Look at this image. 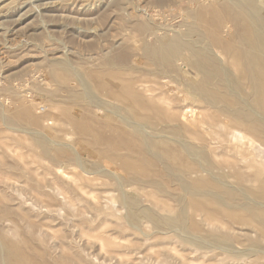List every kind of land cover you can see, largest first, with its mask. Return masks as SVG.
<instances>
[{
  "label": "rangeland",
  "instance_id": "obj_1",
  "mask_svg": "<svg viewBox=\"0 0 264 264\" xmlns=\"http://www.w3.org/2000/svg\"><path fill=\"white\" fill-rule=\"evenodd\" d=\"M223 3L0 0V264H264V152L199 90H252L210 41Z\"/></svg>",
  "mask_w": 264,
  "mask_h": 264
},
{
  "label": "bare ground",
  "instance_id": "obj_2",
  "mask_svg": "<svg viewBox=\"0 0 264 264\" xmlns=\"http://www.w3.org/2000/svg\"><path fill=\"white\" fill-rule=\"evenodd\" d=\"M200 4V3H199ZM225 9L227 10V13L224 11V13L214 10L212 11V13L214 14L213 19L215 20L214 22L215 27L219 26L221 22H228L230 21V23L232 24V29L230 30V38H223L218 31H216L217 29L212 30L213 33L211 35L210 41L213 42V44L219 45L221 46L220 48L223 50L221 51V54L224 52L225 55L227 54L230 58H232L234 60V62H236V64H239L242 66V69L244 71L243 73V78L244 80H248V82L251 84L252 86V90H248V92H250V94H248L247 92V98L244 97L245 93H243V97L241 94V97L239 95V99L236 97V99L239 101L237 103H235V101H233L234 104H230L227 103V101H224L223 99V95L225 96V93L222 95H219L215 90V93H217L220 98H216L214 95H212V93H210L212 87L207 88L206 85H204L206 88H202L199 89L202 91L203 96H206V103L207 105L213 107V106H217L219 109L222 116L223 115H230V117H235V120H225V119H220L222 120L220 125L222 126V135L224 136V139L227 140V138L231 137V138H235L236 141H238L241 145L244 146V154L240 153V155H245L250 156V155H256L259 154L260 152H264V145L260 143V139L263 138L264 136V0H224V3L222 5ZM196 9V8H195ZM186 11V10H185ZM220 20L219 22L216 21ZM224 24V23H223ZM198 25V24H197ZM228 26V25H227ZM214 27V28H215ZM231 27V26H230ZM203 29V28H202ZM228 29V28H227ZM223 30V29H222ZM177 31V30H175ZM224 32V31H223ZM226 32V31H225ZM222 33V32H221ZM223 34V33H222ZM226 34V33H224ZM205 35V34H204ZM224 36V35H223ZM208 38V37H207ZM209 39V38H208ZM170 40V39H169ZM193 40V39H192ZM180 43V42H179ZM199 43V42H198ZM200 44V43H199ZM211 44V43H210ZM170 45V44H168ZM181 44H179L180 46ZM167 46V45H166ZM196 48V47H195ZM149 49V48H148ZM170 49V46H169ZM220 49V50H221ZM157 50V49H156ZM177 50V49H176ZM151 51V50H150ZM169 51V50H168ZM170 52V51H169ZM168 52V53H169ZM185 52V51H184ZM216 52V51H215ZM218 52V51H217ZM162 53V51H161ZM193 53V51H192ZM223 53V54H224ZM151 54V53H150ZM173 54V53H172ZM177 54V53H176ZM195 54V53H194ZM222 54V55H223ZM179 55V54H178ZM198 55V54H197ZM196 55V56H197ZM207 55V54H206ZM217 55V54H216ZM220 55V54H219ZM199 56V55H198ZM167 57V56H166ZM181 57V56H180ZM205 57V56H204ZM221 57V56H220ZM149 58V57H148ZM151 58V57H150ZM179 58V57H178ZM210 59L206 60L204 62L200 61L199 59L194 60V66L196 67V69H199L203 74H204V83L210 82V77L211 76V72L208 70V66L212 67V71L214 70V74L218 75L219 73V69L217 68L218 65L215 63L216 61L213 60V58L210 56ZM212 58V59H211ZM219 58V57H218ZM223 58L224 55H223ZM223 58H219L221 61ZM227 58V57H226ZM60 59V58H59ZM161 59V57H160ZM171 59V58H170ZM205 59V58H204ZM231 59V60H232ZM163 59H161L162 61ZM169 60V59H168ZM185 60V59H184ZM188 60V59H187ZM202 60V59H201ZM159 61V60H158ZM172 61V60H171ZM180 61V60H179ZM178 61V62H179ZM177 62V61H174ZM173 62V63H174ZM187 61H185L186 63ZM160 63V62H159ZM163 63V61L161 62ZM172 63V64H173ZM193 63V62H191ZM221 63V62H220ZM170 64V66L172 65ZM181 64V62H180ZM226 64V63H225ZM130 65V64H129ZM164 65V63L162 64ZM217 65V66H216ZM221 65V64H220ZM111 66V65H110ZM114 66V64H113ZM166 66V65H165ZM175 67V64L172 65ZM178 66V65H177ZM190 66V65H189ZM236 66V65H235ZM172 68V67H170ZM169 68V69H170ZM176 68V67H175ZM179 68V67H178ZM220 68V67H219ZM173 69V68H172ZM163 70V69H162ZM178 70V69H177ZM221 70V69H220ZM240 70V69H238ZM152 71V70H151ZM155 71V70H154ZM160 71V70H159ZM174 71V70H173ZM199 71V72H200ZM223 71H225L223 69ZM231 71V70H230ZM216 72V73H215ZM232 72V71H231ZM159 73V72H158ZM161 73V72H160ZM162 73H165V70L162 71ZM168 73V72H167ZM177 73V72H176ZM240 73V72H239ZM98 74V73H97ZM97 74L96 77H97ZM101 79L102 76L101 74H98ZM176 75V74H175ZM179 75V71L178 74ZM223 75V74H222ZM220 76L221 84L223 86L228 85L229 83H233L232 78L231 81L226 77V76ZM201 76V75H200ZM242 76V75H241ZM100 77H98L100 79ZM173 77V76H172ZM179 77V76H178ZM203 77V76H202ZM201 77V78H202ZM215 77V76H213ZM235 77V76H233ZM181 78V77H180ZM199 78V77H198ZM200 78V79H201ZM236 78V77H235ZM184 79V78H183ZM215 79V78H214ZM236 81L234 82L233 85H235V87L238 85V83L240 85H242V81H240L238 79H235ZM199 82V81H198ZM201 82V81H200ZM199 82V83H200ZM197 83V81H196ZM227 83V84H226ZM246 83V82H245ZM193 84V83H192ZM191 84V85H192ZM247 84V83H246ZM190 85V86H191ZM197 85V84H196ZM199 85V84H198ZM216 85V83H215ZM193 86V85H192ZM210 86V85H209ZM213 86V85H212ZM239 86V85H238ZM250 86V87H251ZM196 87V86H195ZM230 87V86H229ZM197 88V87H196ZM228 88V87H227ZM231 88L232 85H231ZM195 89V88H194ZM234 89V88H233ZM130 92H132L135 95H138V93L136 92V90L133 88H129ZM196 90V89H195ZM245 90V88H244ZM171 91V90H170ZM213 91V90H212ZM228 92H230L229 90H227ZM234 91V90H233ZM239 91V90H238ZM232 92V91H231ZM235 92V91H234ZM240 92V91H239ZM242 92H244L242 90ZM196 93V92H195ZM205 94V95H204ZM233 95V94H232ZM237 95V94H236ZM200 96V94H199ZM228 96V95H227ZM139 97V96H138ZM205 98V97H203ZM227 100V97H224ZM234 98V97H233ZM241 98V99H240ZM223 100L221 102V104L218 105L219 100ZM234 100V99H233ZM236 100V101H237ZM242 100V101H241ZM229 102V101H228ZM232 103V102H231ZM242 104V105H241ZM189 109V108H188ZM186 111V110H185ZM188 111V110H187ZM116 113V112H114ZM214 113V112H213ZM161 114V113H160ZM212 114V113H211ZM217 114V113H216ZM184 115V113H183ZM205 114H203L204 116ZM210 115V114H209ZM211 117L212 120L213 118L215 119V117L209 116ZM218 115V114H217ZM221 116V115H220ZM183 119L181 120L182 123L184 124H188V125H194L196 122H194V119L190 118L191 120L188 121V119L184 120V116H182ZM201 119L200 120H204L201 117V114L199 116ZM168 118V117H167ZM210 118V119H211ZM240 118V119H239ZM197 119V117H196ZM232 119V118H230ZM72 120V119H71ZM209 120V119H208ZM212 120H210L212 122ZM184 121V122H183ZM193 121V122H192ZM219 121V120H218ZM218 121H213L214 122H218ZM34 122V121H33ZM36 122V121H35ZM220 122V121H219ZM37 123V122H36ZM35 123V124H36ZM32 124V122H31ZM129 125V124H128ZM135 125V124H134ZM215 125V124H214ZM131 126V125H130ZM133 126V125H132ZM142 126V125H141ZM129 127V126H128ZM209 127H213V124H209ZM83 128V127H82ZM220 128V127H219ZM215 129V128H214ZM217 129V128H216ZM42 131V130H41ZM30 132V131H29ZM218 135V134H216ZM169 136V135H168ZM219 136V135H218ZM45 137V136H44ZM144 137V136H143ZM142 137V138H143ZM217 137V136H216ZM260 138V139H259ZM144 139V138H143ZM176 139V138H175ZM230 140V139H229ZM46 141V140H45ZM233 141V139H232ZM49 142V141H48ZM43 143V142H42ZM146 143V141H145ZM148 144V143H147ZM227 144V143H226ZM231 144V143H229ZM149 145V144H148ZM230 146V145H229ZM126 147V146H125ZM230 147H234L235 146L231 145ZM47 148V147H46ZM61 148V147H60ZM128 148V146H127ZM192 148V147H191ZM196 150V149H195ZM231 150V148H230ZM151 151V150H150ZM185 150H183L184 152ZM229 151V150H228ZM240 152V150H238ZM158 152V151H157ZM182 152V151H181ZM238 152V153H239ZM184 154V153H183ZM250 154V155H248ZM128 155V153H127ZM130 155V154H129ZM188 155V154H187ZM193 155V154H192ZM227 155V154H226ZM193 157V156H192ZM260 157V156H259ZM156 158V156H155ZM190 158V157H189ZM198 158V157H197ZM159 159V158H158ZM177 159V157H176ZM243 159V157H242ZM259 159V158H258ZM143 160V159H142ZM175 160V159H174ZM178 160V159H177ZM245 161V157L243 159ZM242 161V160H241ZM243 161V162H244ZM206 163V162H205ZM246 164V163H245ZM255 165V164H254ZM125 166V165H124ZM256 166V165H255ZM258 166V165H257ZM126 167V166H125ZM211 167V166H210ZM225 168V167H224ZM232 168V167H231ZM246 168V167H245ZM255 168V167H254ZM260 168V167H258ZM104 169V168H103ZM202 169V168H200ZM226 169V168H225ZM228 169V168H227ZM212 171V170H211ZM226 171V170H225ZM197 172V170L195 171ZM205 172V171H204ZM203 172V173H204ZM206 173V172H205ZM171 175V174H170ZM199 175V174H198ZM188 176V175H187ZM196 177V176H195ZM218 177V176H217ZM226 177V176H225ZM257 177H259V175L257 174ZM198 178V177H197ZM196 178V179H197ZM213 178V177H212ZM220 178V177H219ZM227 178V177H226ZM225 178V179H226ZM200 179V178H199ZM221 179V178H220ZM204 181V180H203ZM235 185V184H234ZM186 187V186H185ZM38 192V191H37ZM191 192V191H190ZM211 193V192H210ZM198 194V193H197ZM261 201V200H260ZM254 203V202H253ZM261 204V203H260ZM248 207V206H247ZM249 208V207H248ZM246 211V210H245ZM252 214L255 216L256 212L251 210ZM260 216V215H259ZM258 216V218H259ZM262 216V215H261ZM260 216V217H261ZM254 218V219H255ZM263 218V217H262ZM260 218V219H262ZM162 221V220H161ZM166 221V220H165ZM256 221V220H255ZM158 222V220L156 221ZM167 222V221H166ZM180 222V221H179ZM261 225L264 224L263 221H261ZM160 223V222H159ZM168 223V222H167ZM177 223V222H176ZM157 224V223H156ZM183 224V223H182ZM240 224V223H239ZM170 225V224H169ZM168 225V226H169ZM181 225V223H180ZM164 226V225H163ZM171 226V225H170ZM179 226V225H178ZM184 226V225H183ZM260 227V226H259ZM262 228V227H261ZM253 229V228H252ZM262 230V229H261ZM262 234H264V230H262L261 232ZM222 240V239H221ZM222 245V244H221ZM229 245V244H228ZM232 245V244H231ZM3 246V245H2ZM216 246V245H215ZM232 247V246H231ZM222 248V247H221ZM261 250V249H260ZM1 251V250H0ZM16 253V252H15ZM7 254V253H6ZM8 261L11 262L12 259L14 258L13 256H11V253H8ZM17 254V253H16ZM3 255V254H2ZM14 255V254H13ZM17 256V255H16ZM2 257V256H0ZM13 257V258H12ZM12 258V259H11ZM21 258V257H20ZM15 259V258H14ZM13 259V260H14ZM19 259V258H18ZM16 260V259H15ZM14 260V261H15ZM19 261V260H18ZM6 264V263H5ZM13 264V263H12ZM16 264V261H15Z\"/></svg>",
  "mask_w": 264,
  "mask_h": 264
}]
</instances>
